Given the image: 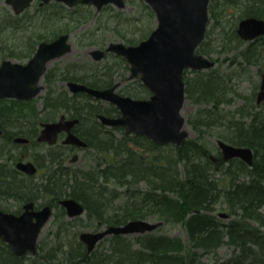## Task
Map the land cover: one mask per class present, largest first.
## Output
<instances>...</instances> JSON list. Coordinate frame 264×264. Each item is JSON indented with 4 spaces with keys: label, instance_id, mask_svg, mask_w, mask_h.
Instances as JSON below:
<instances>
[{
    "label": "trees",
    "instance_id": "16d2710c",
    "mask_svg": "<svg viewBox=\"0 0 264 264\" xmlns=\"http://www.w3.org/2000/svg\"><path fill=\"white\" fill-rule=\"evenodd\" d=\"M141 6L150 18L151 9L142 1ZM219 6L237 11L235 20L228 24L230 27L220 23ZM109 10L104 11L108 15L105 19L96 18L99 24L93 29L77 36L79 47L103 48V41L98 43L95 38L97 29L104 33L111 28L125 44L137 43L151 31L149 27L139 26L131 32L127 26H135L138 18L119 9ZM35 12L38 17L33 18L35 22L28 30L25 24L31 23L33 17L28 15V10L14 15L0 6V61L9 58L22 62L33 55L41 40L74 32L92 16L87 8L61 9L57 3ZM208 12L213 23L196 51L221 63L223 59L211 56L214 48L209 39L206 41L211 29H219L221 41L218 43L234 50L232 56L225 58L233 70L248 74L251 79L262 78L264 35L244 42L237 36L236 26L244 17L264 19V0H210ZM111 17L116 20L113 26L106 23ZM104 58H113L115 63L91 62L80 69L47 68L43 75L47 89L41 96V109L35 108L37 98L0 99V208L18 213L22 204L29 201L49 204L56 225L50 232L51 242L39 241L33 256H16L0 240V264H264V106L254 102V93H237L229 83L232 75L224 77L219 68L186 70L185 97L199 106L188 122L198 137L187 138L180 146L161 145L145 136L126 135L120 127L101 125L94 119L95 115L118 114L113 105L84 94L70 95L58 85L60 80H74L104 88L113 84L115 76L126 77L123 71L114 72V65L125 71L123 58L113 54H106ZM250 67L256 71L252 73ZM118 92L137 98L149 95L136 79L126 81ZM239 97L244 101L241 105L231 111L223 110L224 105ZM60 114L79 119L78 135L92 153L89 168L64 166L69 157L65 146L36 142L39 122L55 119ZM114 130L120 131L121 137H116ZM204 134L251 148L252 164L237 158L214 160L208 143L203 140ZM17 136L29 138L30 143H14L12 139ZM26 152L38 167L32 176L15 168V162ZM219 175L230 176L227 186H220ZM63 198L80 202L84 218L67 219L58 203ZM217 204L223 205L229 220L222 221L214 213ZM151 217L162 223H178L185 230L188 243L178 236L153 232L132 239L111 235L87 255L85 245L78 239L82 228L96 231L102 226L123 225L135 219L151 220ZM105 242L108 245L104 248ZM223 245L230 247L231 254L219 259L218 248Z\"/></svg>",
    "mask_w": 264,
    "mask_h": 264
},
{
    "label": "water",
    "instance_id": "95a60500",
    "mask_svg": "<svg viewBox=\"0 0 264 264\" xmlns=\"http://www.w3.org/2000/svg\"><path fill=\"white\" fill-rule=\"evenodd\" d=\"M32 0H5L15 14L29 7ZM50 0H41L40 5ZM69 6L76 3H92L97 8L106 3H113L123 8L124 0H57ZM153 10L156 26L149 35L136 44L111 42L105 48L93 49L90 54L94 59H101L107 51L123 56L130 74L128 79L138 77L149 90L148 98H133L115 91L120 82L111 87L98 89L76 81H68L71 92H84L93 98L113 104L120 112L117 117L99 115L101 122L109 126H121L125 134L143 135L158 144L180 146L188 132L184 128L185 118L181 108L185 102V69L203 70L212 67L215 62L196 48L205 37L208 22L209 0H144ZM238 35L244 40L254 39L264 34V19L257 17L242 18L237 27ZM69 34H61L51 41H41L35 53L22 63L6 58L0 61V99L13 98L30 100L43 89L41 78L48 63L58 58L71 48ZM264 100V78L261 81L256 102ZM78 119H67L61 115L58 120L42 123L37 141L52 145L57 135L66 131L64 143L85 146L86 143L71 132ZM15 142L24 143L25 137H15ZM221 159L227 161L239 158L251 165L253 151L249 147L235 146L220 139L216 140ZM74 156L72 160H75ZM15 167L29 175L35 174L36 166L32 161H18ZM59 204L66 210L67 217H76L83 213L82 204L72 198H63ZM52 215L50 205L35 209L33 202L23 205L19 214L0 209V238L9 244L17 256L35 254L37 241L43 227ZM162 221L150 222L146 219L129 220L123 225L108 226L98 231H81L79 240L85 244L89 254L96 243L110 234L147 233L155 230Z\"/></svg>",
    "mask_w": 264,
    "mask_h": 264
},
{
    "label": "rangeland",
    "instance_id": "374dc122",
    "mask_svg": "<svg viewBox=\"0 0 264 264\" xmlns=\"http://www.w3.org/2000/svg\"><path fill=\"white\" fill-rule=\"evenodd\" d=\"M124 1H125V5H124L123 9H119V10H122L123 12H125L126 15L132 16L134 18H138V20H139L138 22L135 23V26L134 25H128L127 26V28H129L131 30V32L135 31L137 28H139V26H143L144 28L149 27L150 30H152L156 26V19H155L154 13L152 12L153 15L150 18H148L147 15L145 14L144 10L142 9L141 1H142V4H146L143 0H124ZM138 3H139V5H138ZM0 4H1L0 6H3L5 8L6 5H4L3 1ZM110 9H112V7H110ZM114 9L117 10V8H114ZM92 13H93L92 16L88 17L87 21H84L83 24H81L78 27V29L76 31H74L72 33V35L68 38V42L71 43V48H70L69 52H67L66 54L50 61L48 63V67H47L48 69L54 68L55 66L58 68H61V69L66 67V66H70L72 69H80V67H88V65H85V64L92 62L90 51L93 49H99V47L97 45H89L86 47H79V42H78L77 36H79V34H81L83 31L93 29L94 25L99 24V21H96V18H98V16L102 17L104 19L108 16L104 12L95 13L94 11H92ZM237 14H238L237 11H234V9H231V8L224 9L221 6H219L217 17L220 20V23H222L223 25H228V24L230 25L235 20ZM28 15L33 16L31 23L25 24L28 27V30H30L31 27L33 26V23L35 22V19L33 20V18L38 17V15H36L34 13V10L32 9V7L28 8ZM110 19L111 20L106 21V23L111 24L113 26L116 23V20H113V17H111ZM208 19H209V21H208V28H209L210 25H212V23H213V17L209 16V12H208ZM122 29L124 30V28H122ZM218 31H219V29H214V28L211 29L212 33L210 32L211 34H210L209 38L206 39V41H208V39H209L210 44L215 49V50L213 49L211 56L212 57H218V59H221V60L223 59V61L221 63H216V65L214 67L219 68L218 71L220 73H222L224 75V77H228V76L232 75L230 77L229 83L233 87V89H235V91L237 93H242L243 95H249L250 93L253 92L254 93L253 97L255 99L254 102L256 104H262L264 106V100H262L260 103L256 102V98H257V94L259 92V86H260L262 78H260L259 76H255L254 78L251 79L248 76V74H245V73L239 74L238 71L233 70V66L229 63L228 59H225V58L232 56L234 53V50L230 49L229 47H226V49H225L222 45H220V43H218L219 40L221 39ZM19 34H17V35H19ZM96 36H98V37H95L98 40V43L103 41V47L107 46L108 43L113 42V41H116V42L122 41V39L119 38L117 36V34H115L111 28L106 29V31L104 33H103L102 29H97ZM9 40H11V39H9ZM15 42L18 43V41H15ZM134 44H136V43H134ZM218 50H220V51H218ZM12 60H14V59H12ZM14 61H16V60H14ZM26 61H27V59L22 60V62H26ZM96 62L99 64H103L104 62H106V63L108 62L107 63L108 65H113V64H111L113 61L109 60L107 58H103L102 60H99ZM113 63H115V62H113ZM255 69L256 68L253 69L252 67H250V70L252 73H254V71H256ZM204 70L206 71L209 69H204ZM122 71L126 76L124 79L127 82L135 80V79L140 81L139 76L135 77V79H133V78L128 79L127 78L130 74L129 65L127 62L125 65V71L122 70L120 67H117V65H114V72L115 73L116 72L121 73ZM122 80H123V77L121 75L115 76V83L121 82L120 83L121 85H117L115 90L119 89V86L124 85L125 82H123ZM40 84L43 85V89L40 91L39 95L36 97L37 101H36L35 108L37 110L41 109V96L45 94L46 89H47V84H46V82L43 81V78H41ZM58 85H62L63 88L66 89L65 81L60 80L58 82ZM124 95H126V94H124ZM147 97H145V98H147ZM235 97H233V98H235ZM79 99L84 100V98H82V97H80ZM100 101H102L105 104H110V102H107L105 100H100ZM243 102L244 101L242 99H240V97H239V99L236 98V100L233 101L232 103L224 105L223 110L224 111H231L234 108H236L238 105H241ZM198 108H199V106H197L196 104H193L188 98L185 97V102L181 108V114L185 118L184 128L188 132L186 139L198 137V133L195 131V129L188 122L189 119H192V117L195 116V113L198 110ZM117 116H119V113L113 117H117ZM98 120L101 121L100 118H98ZM86 126H90V124H87ZM121 130L124 133V130L122 128H121ZM214 130H220V129H214ZM114 133H115L116 137H121L122 133L120 134V131L114 130ZM203 137H204L203 140H205L208 143V146L211 149V152L209 154L214 158H221V157H219L220 155L218 156L219 148L216 144V136L204 134ZM84 147H86V148L80 147L81 151H75V154L77 156L75 160H72V159L70 160L71 155H69V160H68V158L65 160L64 166H70L71 168H76V169H80V170H84V169L89 168V166L92 165L91 164L92 156H90V155H92V153L89 152L90 149L88 148L87 145ZM219 177H220V180H219L220 186H227L229 184V180H230L229 177L230 176L224 178V177H221V175H219ZM222 206L223 205L217 204L214 213L218 214V217L220 220L227 221V220H229V218H227L226 210H224ZM81 217L84 218V214ZM53 220H54V218L51 217V219L44 226V228L42 229L41 234L39 236L37 244H39V241H41V240L43 242H45V241L48 243L51 242L52 235H50V232L54 231L56 229V225L54 224ZM148 221L157 222L159 220H156L155 217H151V220L149 219ZM82 230L91 231L88 228H82ZM152 232L156 233V234H166V235H170V236H178L184 241L185 244L188 243L187 234H186L185 230L178 223H162L160 226H158ZM141 234H143V233H141ZM137 235H140V234L134 233V234H128L125 236L132 239L133 236H137ZM108 236H110V235H108ZM108 236H106V237H108ZM107 245H108L107 242H105L102 246L105 248V247H107ZM37 251H38V245H37ZM37 251H36V253H37ZM35 254H31V256H33ZM230 254H231L230 247L223 245V246L218 248L219 259L226 258ZM210 260H212V257Z\"/></svg>",
    "mask_w": 264,
    "mask_h": 264
},
{
    "label": "flooded vegetation",
    "instance_id": "af4514ba",
    "mask_svg": "<svg viewBox=\"0 0 264 264\" xmlns=\"http://www.w3.org/2000/svg\"><path fill=\"white\" fill-rule=\"evenodd\" d=\"M40 2H41V0H32L31 2H30V5H29V7L28 8H31L32 7V9L34 10V13L36 14V12H35V9H36V11H41V9L42 8H44L45 6H48V5H50V4H53V3H57V4H59L60 5V7H61V9H63V8H67V9H73V8H75V7H81V8H83V9H85V8H87V10L88 11H90V12H92V11H94L95 13H98V12H104L105 10H108V11H110L109 9H110V7H112V9H114L115 8V5L113 4V3H106V4H103L102 6H100L99 8H97L94 4H92V3H81V2H79V3H76L75 5H73V6H69V5H67V4H65L64 2H62V1H57V0H50V1H48L47 3H45V4H43V5H40ZM3 3H4V5H6L5 7H7V9H9L10 10V12L12 13V14H14V15H20V14H22V13H24V11H22L21 13H19V14H15L14 12H13V10H12V8H11V6L10 5H8V4H6L5 2H4V0H3ZM28 8L26 9V10H28ZM25 10V11H26ZM91 14H93V13H91ZM261 19H263V18H261ZM241 20V19H240ZM239 20V21H240ZM239 21L237 22V26H236V34H237V36L241 39V40H243L244 42H251V41H253L254 39H256V38H258V37H256V38H254V39H250V40H244V39H242L239 35H238V33H237V27H238V23H239ZM207 28H208V24H207ZM72 33L73 32H69V37L72 35ZM66 34V33H65ZM67 34H68V32H67ZM264 35V34H263ZM263 35H260V36H263ZM58 36V35H57ZM56 36V37H57ZM259 36V37H260ZM95 37H98V36H96L95 35ZM52 40V39H51ZM51 40H48V41H51ZM41 41H47V40H41ZM40 41V42H41ZM40 42H38V44L40 43ZM37 44V45H38ZM34 53H35V51H34ZM33 53V54H34ZM105 54H113V55H116V56H119V57H121V58H123V60L125 61V63L127 62L126 61V59L123 57V56H120V55H117V54H115L114 52H110V51H107ZM105 54H104V56H105ZM104 56H103V58H104ZM102 58V59H103ZM102 59H94V57L91 55V60H92V62H96V61H99V60H102ZM107 59H109V60H114L113 58H107ZM212 59V58H211ZM212 60H214V59H212ZM214 62H215V64L212 66V67H214L215 65H216V61L214 60ZM211 67V68H212ZM67 81H69V80H67ZM67 81H65L66 83H67ZM123 82H126V80L123 78V80H122ZM66 83H65V85H66ZM115 83V81L113 82V84ZM121 83V82H120ZM119 83V85H121ZM113 84H111V85H109V86H106V87H104V88H98V87H94V88H98V89H105V88H108V87H111ZM143 85V84H142ZM92 87V86H91ZM120 87V86H119ZM70 95H73V94H84V95H87L86 93H84V92H71V91H69V89L67 88V85H66V89H65ZM116 91H118V89L116 90ZM99 114H101V113H97L96 115H95V117H94V119H96L97 120V122H99L101 125H103L102 124V122L101 121H99L98 120V118H99ZM61 115H64L65 116V118H67V119H74V118H76V117H70V116H67V115H65V114H60L59 116H57L55 119H52V120H47V121H40L39 122V131H40V129H41V126H42V123H44V122H52V121H56V120H58V118L61 116ZM103 115H105L106 117H110L109 115H106V114H103ZM113 116H116V115H112L111 117H113ZM78 119V118H77ZM78 122H79V119H78V121H77V123H75L74 125H73V127L71 128V132L73 133V134H75L77 137H79L81 140H82V138L78 135V131H77V124H78ZM103 126H105V127H107V128H112V126H109V125H103ZM0 134H1V132H0ZM38 134H39V132H38ZM38 134H37V136H38ZM66 134H67V132L66 131H61V132H59L58 133V135H57V141L55 142V144H53V145H63V146H65L66 148H67V155H71L70 156V160H71V158H73L74 156H76V154H75V151H81V148L80 147H83V148H86V147H84V146H80V145H77V144H71V143H64V138L66 137ZM37 136H36V138H35V140H36V142H38V143H40V144H43V145H46V146H53V145H50V144H48V143H46V142H39V141H37ZM20 137H24V136H20ZM25 138H27V137H25ZM14 139V138H13ZM12 139V141L14 142V143H17V144H20V145H24V144H29L30 143V139L29 138H27L28 139V141L27 142H24V143H18V142H15L14 140ZM87 145V144H86ZM85 145V146H86ZM80 146V147H79ZM69 153V154H68ZM68 158V160H69V157H67ZM18 161H32L33 163H34V161L32 160V157H30V154H28L27 152L26 153H23V154H21V156H20V160H18ZM18 161H16L15 162V165H16V163L18 162ZM35 164V163H34ZM66 165V164H65ZM35 166H36V172H35V174L37 173V171H38V167H37V165L35 164ZM16 168V167H15ZM17 169V168H16ZM19 172H21V173H24V174H26V175H29V174H27V173H25V172H23V171H21V170H19V169H17ZM32 175H34V174H32ZM32 175H29V176H32ZM29 202H33V201H29ZM27 203V202H26ZM34 203V202H33ZM59 203V202H58ZM25 203H23L22 204V208H21V210L18 212V213H15V214H19L20 212H22V210H23V205H24ZM43 205H45V204H42V205H37V204H35L34 203V208L35 209H38V208H41ZM64 208V207H63ZM1 209V208H0ZM3 210V209H2ZM64 210H65V208H64ZM4 211H6V210H4ZM8 212H13V211H8ZM14 213V212H13ZM51 217H52V215H51ZM51 217H50V219H51ZM65 217L67 218V219H71V218H74V217H67V215H66V210H65ZM76 217H78V216H76ZM108 226H110V225H108ZM108 226H106V227H108ZM105 227V228H106ZM103 229V227H100L98 230H102ZM39 239V238H38ZM0 240L1 241H3L1 238H0ZM101 241V240H100ZM99 241V242H100ZM38 242V241H37ZM99 242H97V244L99 243ZM3 243H5L6 245H8L10 248H11V246L9 245V244H7L6 242H4L3 241ZM96 244V245H97ZM38 245V244H37ZM11 250H12V248H11ZM12 252L14 253V251L12 250ZM15 254V253H14ZM30 254V255H29ZM16 255V254H15ZM17 256V255H16ZM24 256H31V253H27V254H25ZM19 257H22V256H19Z\"/></svg>",
    "mask_w": 264,
    "mask_h": 264
},
{
    "label": "bare ground",
    "instance_id": "6f19581e",
    "mask_svg": "<svg viewBox=\"0 0 264 264\" xmlns=\"http://www.w3.org/2000/svg\"><path fill=\"white\" fill-rule=\"evenodd\" d=\"M258 37H259V36H258ZM256 39H257V38H256ZM256 39H254V40H256ZM254 40H253V41H254ZM212 158L214 159V157H212ZM96 231H98V230H96Z\"/></svg>",
    "mask_w": 264,
    "mask_h": 264
}]
</instances>
